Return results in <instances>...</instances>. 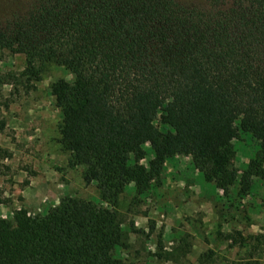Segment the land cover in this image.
Wrapping results in <instances>:
<instances>
[{
	"label": "trees",
	"instance_id": "obj_1",
	"mask_svg": "<svg viewBox=\"0 0 264 264\" xmlns=\"http://www.w3.org/2000/svg\"><path fill=\"white\" fill-rule=\"evenodd\" d=\"M2 48L25 55L28 86L49 63L73 74L52 86L60 143L109 207L65 195L41 212L15 209L0 217V264H134L113 253L130 246L120 196L130 183L136 198L147 193L178 154L226 195L238 180L245 195L264 178V0H34L0 26ZM6 78L0 74V85ZM160 113L171 129L155 123ZM6 125L0 118V132ZM240 131L260 147L238 179ZM146 143L154 152L148 165ZM12 156L0 146V167ZM223 237L249 252L232 264H264V233Z\"/></svg>",
	"mask_w": 264,
	"mask_h": 264
},
{
	"label": "rangeland",
	"instance_id": "obj_2",
	"mask_svg": "<svg viewBox=\"0 0 264 264\" xmlns=\"http://www.w3.org/2000/svg\"><path fill=\"white\" fill-rule=\"evenodd\" d=\"M178 1L185 5L206 2ZM33 2L0 0V26L12 15L25 13ZM25 66L24 54L0 49V74L7 77L0 85V118L7 121L0 132V146L13 151L0 167V217L11 218L13 211L23 206L41 212L65 195L109 207L97 182L83 179L84 167L68 165L70 153L60 143L62 112L52 86L71 82L73 74L64 66L49 63L43 78L28 86L21 75ZM155 123L162 131L171 129L163 113ZM235 124L239 126L240 120ZM233 143L236 154L232 164L240 179L260 141L250 132L240 131ZM144 148L147 156L141 163L148 165L154 152L148 143ZM238 182L226 195L204 179L191 156L168 158L160 183H154L147 193L136 198L135 184L130 183L121 194L117 211L130 246L116 247L114 255L134 264H202L203 253H208L207 264L249 260L246 248L231 246L223 236L236 230L245 236L264 233V178H258L245 195L239 194ZM165 252L175 253L176 258L158 255Z\"/></svg>",
	"mask_w": 264,
	"mask_h": 264
}]
</instances>
